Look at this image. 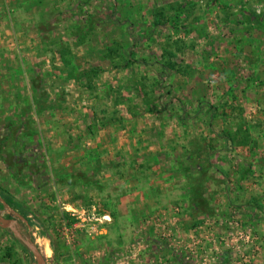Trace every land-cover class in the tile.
Listing matches in <instances>:
<instances>
[{
    "label": "rangeland",
    "instance_id": "374dc122",
    "mask_svg": "<svg viewBox=\"0 0 264 264\" xmlns=\"http://www.w3.org/2000/svg\"><path fill=\"white\" fill-rule=\"evenodd\" d=\"M259 21L264 0H0V187L29 211L0 215L46 264H264ZM0 264H36L2 227Z\"/></svg>",
    "mask_w": 264,
    "mask_h": 264
},
{
    "label": "trees",
    "instance_id": "16d2710c",
    "mask_svg": "<svg viewBox=\"0 0 264 264\" xmlns=\"http://www.w3.org/2000/svg\"><path fill=\"white\" fill-rule=\"evenodd\" d=\"M114 9H112V12H114ZM256 26H257L256 29L263 31V33H264V23L262 21H259ZM129 47H130L129 48V51H126V53H124V56H125V63H124V65L125 66H128L130 64H138V65H143V66H148L149 65V62H147L145 59H143V58H141V59L136 58V56L133 54V52H134L133 46L132 45H129ZM62 52H65L66 53L67 50L61 51V54H64ZM109 52H111V51H109ZM163 66H165V65H163ZM166 67L167 66H165L163 68H166ZM164 74H166V71H164ZM23 76L21 77L22 79H23ZM34 78H36V79H34ZM157 78H158L157 80H158V83H159V79L161 78V76L158 75ZM29 81H30V79H29ZM40 81H41L40 77H33V81L31 82L32 87L35 86L33 88V90L34 89L36 90V88H38V87L40 88L41 87V85H40L41 82ZM201 107H202V105H201ZM183 113L185 114V111L184 110H183ZM219 137H221L222 140H224V143L226 142L228 144L229 143L234 144L235 143V139H236V136L234 137V135H232V133L229 132V131H227V132L226 131H223V133H221L219 135ZM224 146H225V144H224ZM210 151H211L210 152V155H208L206 157V159L210 158V160L212 158L211 153L213 155L215 153H218V155L220 154V158L223 157L222 159L227 158V153H229V154L231 153V152L227 151L225 148L216 149L214 147H211V150ZM209 167H212V168L214 167L215 170L219 171L221 174H223L226 177H228L226 172L229 170V167H228L227 171H225V169L224 170L221 169L219 166H216L213 163H211V165ZM249 172L250 171L248 169H246L244 167H241V171H239L238 176H237V181L238 182H241L242 180H246L247 179V176L249 175ZM64 176H65V178L62 177V175H60V174L56 175L55 178H54V180H52L53 186L56 187V188L65 186L63 180L67 178V175H64ZM69 178H74V176H70ZM224 187H225V190H228V182L225 183V186ZM227 192L228 191H225V195H226L228 201L233 205V203H234V201H235V199H236L237 196H235L233 198L232 197H229V194ZM0 199L3 201L4 204L8 205L9 207H11L14 210H17L22 216H27L28 215L29 211H27V208L23 207L19 202L16 201L15 197L9 192V190H8L7 187H0ZM247 204L250 206L251 209L260 208V201L258 199H256V198H251L247 202ZM9 232H11V231H9ZM19 232L21 233L22 238L24 240H28V241H30L31 243H33L36 246V244H35L34 239H33L32 236H30V235L26 236V234L23 233L20 230H19ZM14 239L20 245H22L23 248L26 251H28L30 253L29 249L24 245V243L20 239H18L15 236H14Z\"/></svg>",
    "mask_w": 264,
    "mask_h": 264
},
{
    "label": "water",
    "instance_id": "95a60500",
    "mask_svg": "<svg viewBox=\"0 0 264 264\" xmlns=\"http://www.w3.org/2000/svg\"><path fill=\"white\" fill-rule=\"evenodd\" d=\"M0 227L11 231L15 237H17L18 239H20L24 243V245L29 249L30 253L34 257L36 264H46V261H45L43 255L40 253L38 247L35 246L30 241L24 240L22 238V235L19 232V230L17 229L13 220L6 219L0 215Z\"/></svg>",
    "mask_w": 264,
    "mask_h": 264
},
{
    "label": "bare ground",
    "instance_id": "6f19581e",
    "mask_svg": "<svg viewBox=\"0 0 264 264\" xmlns=\"http://www.w3.org/2000/svg\"><path fill=\"white\" fill-rule=\"evenodd\" d=\"M49 251V248L47 246H45L44 250H43V253L44 252H48Z\"/></svg>",
    "mask_w": 264,
    "mask_h": 264
}]
</instances>
